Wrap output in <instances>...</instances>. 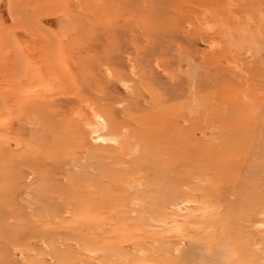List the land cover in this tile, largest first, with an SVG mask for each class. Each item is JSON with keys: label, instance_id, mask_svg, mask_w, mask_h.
Wrapping results in <instances>:
<instances>
[{"label": "rangeland", "instance_id": "rangeland-1", "mask_svg": "<svg viewBox=\"0 0 264 264\" xmlns=\"http://www.w3.org/2000/svg\"><path fill=\"white\" fill-rule=\"evenodd\" d=\"M79 1L0 19L2 264H264V0ZM29 43L49 78L23 86Z\"/></svg>", "mask_w": 264, "mask_h": 264}, {"label": "bare ground", "instance_id": "bare-ground-1", "mask_svg": "<svg viewBox=\"0 0 264 264\" xmlns=\"http://www.w3.org/2000/svg\"><path fill=\"white\" fill-rule=\"evenodd\" d=\"M81 1V0H80ZM79 1V2H80ZM144 4V3H143ZM22 5V0H17L16 2H15V0H0V19L3 21V24H4V26L5 27H3V28H6V26H11V25H16V26H18V27H21V26H24V19H23V16H21L20 17V14L22 13V11H20V10H16V8H17V6H21ZM81 7V6H80ZM25 11V10H24ZM26 12V11H25ZM259 12H260V16H261V18H262V20L264 21V10H262L261 8H260V10H259ZM22 15V14H21ZM26 18V17H25ZM70 20V19H69ZM47 21V20H46ZM71 21V20H70ZM65 22V21H64ZM63 24H67V22H65V23H63ZM244 25V24H243ZM66 26H70V24H67ZM67 28V27H66ZM70 28V27H69ZM187 29V28H186ZM258 28H256V30H257ZM70 30H72V27H71V29ZM66 31L64 34L65 35H68L69 34V32L70 33H72L71 31ZM253 30H254V28H253ZM184 31H186V30H184ZM258 31H259V29H258ZM258 31H256V33H259ZM187 32H190L188 29H187ZM24 33V32H23ZM18 34H19V32H18ZM21 34V33H20ZM233 34H235L236 35V33H233ZM23 35V34H22ZM256 35V34H255ZM18 36V35H17ZM28 36V35H27ZM23 37H25L24 35H23ZM29 38L31 39V37L29 36ZM233 38V37H232ZM20 40H21V38H20ZM148 40V39H147ZM30 41V40H29ZM149 41V40H148ZM147 41V42H148ZM20 42V41H19ZM218 42V41H217ZM25 43V42H24ZM28 43V42H27ZM23 44V43H22ZM21 44V45H22ZM46 44V43H45ZM49 44V43H48ZM220 44V43H219ZM218 44V45H219ZM44 46V45H43ZM220 46H222V45H220ZM232 46V45H231ZM230 45H229V51L231 52V53H234L235 51H234V48L233 47H231ZM205 47V46H204ZM25 48H27V46H26V44H25ZM43 48V47H42ZM45 48V47H44ZM260 48V47H259ZM24 49V48H23ZM41 49V48H40ZM28 52H27V58H26V60L24 61V59L21 61L22 63H24V62H26V65H27V67H23L24 69H22V73L21 74H19L18 75V80H19V84L20 85H25V83L26 82H31V81H34L35 80V77L37 78V77H41V78H43L44 80H45V76H47V78H49V75H44V62L45 61H43V59H41V62H40V64L41 65H37V62L34 60V58L36 57L35 56V48L32 46V45H30V43L28 44ZM44 50V49H43ZM38 51H41V50H38ZM45 51V50H44ZM42 53V52H41ZM48 54V53H47ZM38 57H40V55L38 56ZM224 60V59H223ZM227 60V59H226ZM10 62V61H9ZM48 62H49V60H48ZM224 62V64L226 63L228 66V68H230L231 67V69L232 68H234L235 70H237V67L234 65V63L232 62V61H230V60H227V61H223ZM218 63V62H217ZM46 64V63H45ZM47 64H49V63H47ZM222 64V63H221ZM25 65V64H24ZM25 65V66H26ZM54 65V64H53ZM218 65V64H217ZM3 66V69H4V65H1V67ZM225 66V65H224ZM222 67V66H221ZM13 68H15V67H13L12 66V71H13ZM178 68V67H177ZM3 69H1V70H3ZM132 69V73H133V68H131ZM180 69V68H179ZM222 70H223V68H222ZM179 72H181L180 70H178ZM183 72V71H182ZM19 73H20V71H19ZM135 73V72H134ZM8 75H10V74H8ZM11 75H13V74H11ZM110 75H112V74H110ZM165 75H166V73H165ZM257 75V74H256ZM3 76V75H2ZM1 76V77H2ZM16 76H17V74H16ZM112 76H114V78H116V76H115V74H113ZM9 77V76H8ZM45 77V78H44ZM15 78V77H14ZM0 79H2V78H0ZM11 80V79H10ZM47 80V79H46ZM50 80V79H49ZM172 80V79H171ZM234 80V79H233ZM6 81V83L8 82L7 81V79H5L4 80V82ZM9 83V82H8ZM7 83V84H8ZM47 83H48V80H47ZM239 83V82H238ZM31 84V83H30ZM127 84V83H126ZM125 84V82L123 83V81H122V84L121 85H124L125 87L127 86L128 87V85L129 84H127L126 85ZM7 87V86H6ZM11 87H12V85H11ZM20 87V86H19ZM193 87H195V85L193 86ZM129 88V87H128ZM127 88V89H128ZM19 89V88H18ZM125 90H126V88H124ZM9 90V89H8ZM128 90H130V89H128ZM193 90V89H192ZM10 93V92H9ZM7 95H8V93H7ZM10 96V98L12 97L11 96V94L10 95H8V97ZM14 98V97H13ZM65 101V100H64ZM27 103V102H26ZM94 106H92L91 107V105L90 106H80L79 108H78V110L75 112V114H73V116L75 117L74 118V123L75 124H77V123H80V121H82V122H84L85 123V125H86V127L88 128L87 129V131H89L90 132V135H91V137H92V141H93V143L94 144H103V145H108V143H114L116 146H117V148H118V150L121 152V151H123V150H125V149H128L127 147H128V143L127 142H129V140L128 141H126V136H127V133L129 134V131L127 132V133H123L121 136H119V137H116V136H105V135H103V132L104 131H106L107 129H110V130H113L114 131V129H115V127H113V124H111L112 122L110 121V120H106L105 118H103V116L101 115V113H100V111L99 110H96L95 108H93ZM38 108V107H37ZM69 110H70V108H69ZM68 110V111H69ZM39 112H41V111H39ZM62 113V112H61ZM43 117H45L44 116V112L42 111L41 113H40ZM57 115V114H56ZM51 117H52V115H51ZM15 125H16V123H15ZM116 126V125H115ZM8 128V127H7ZM125 132V131H124ZM13 142V141H12ZM13 144V143H12ZM13 146V145H12ZM11 146V147H12ZM15 146H16V144H15ZM131 150V149H130ZM123 162V161H122ZM121 162V164L120 165H122L123 163ZM91 171H93L92 169H91ZM71 207V206H70ZM70 207H68L67 208V213H68V210H69V212H70V210H71V208ZM68 217V216H67ZM33 230V229H32ZM30 231V229L29 228H25V229H23V231H21V232H29ZM30 239H28V241H29ZM32 240V239H31ZM29 241L28 242V245L30 246H33L34 245V241ZM155 242V241H154ZM147 243V242H146ZM146 243H144V244H146ZM156 243V242H155ZM149 244V243H148ZM137 245H143V241H140V240H137V241H134L131 245H129L130 247H132V248H134V246H137ZM150 245V244H149ZM149 245H147L146 247H148ZM153 245V243L151 244V246ZM150 246V247H151ZM156 246H154L153 245V249L155 248ZM131 248V249H132ZM152 248H151V250H152ZM161 248V247H160ZM159 249V248H158ZM136 251V249L134 248L133 249V251ZM139 250V253H143V254H145V251H143V249H138ZM141 251V252H140ZM154 251L155 252H157V250H155L154 249ZM183 250H181V248H177L176 249V252L175 253H177V252H182ZM153 252V251H152ZM151 252V253H152ZM159 252H161V251H159ZM164 252V251H163ZM170 252H171V250H170ZM169 252V253H170ZM13 253H15V254H17V256H20V257H23L24 256V252H23V250H21V249H19V248H14V250H13ZM168 253V252H167ZM92 254V253H91ZM157 254V253H156ZM181 254H183V253H181ZM96 255V254H95ZM171 255H172V253H171ZM171 255H169L170 257H171ZM194 256V255H193ZM50 257V256H49ZM191 257H192V254H191ZM53 257H51V259H52ZM5 260H7V256H6V254H5V250L3 251V253H2V255L0 254V264H2V263H4V261ZM180 262H182V263H184L183 261H180ZM12 264V263H11ZM53 264V263H52ZM185 264V263H184Z\"/></svg>", "mask_w": 264, "mask_h": 264}]
</instances>
